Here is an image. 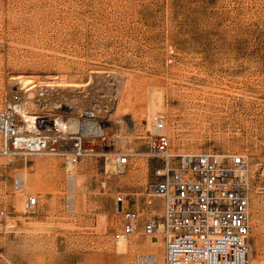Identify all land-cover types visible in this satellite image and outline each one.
I'll return each instance as SVG.
<instances>
[{
  "label": "rangeland",
  "instance_id": "1",
  "mask_svg": "<svg viewBox=\"0 0 264 264\" xmlns=\"http://www.w3.org/2000/svg\"><path fill=\"white\" fill-rule=\"evenodd\" d=\"M88 69L121 76L105 77L100 94L112 101L101 117L112 138L67 167L60 156L24 159L0 149V264H134L144 253L162 264L160 240H114L115 195L145 213L133 193L158 180L160 163L144 156L154 133L146 113L152 88L163 97L172 154L248 159L249 263L264 264V0H0V109L12 72L86 79ZM118 79L130 95L112 112ZM111 151L131 155L126 173L104 174ZM26 195L36 197L34 213L23 212Z\"/></svg>",
  "mask_w": 264,
  "mask_h": 264
},
{
  "label": "built area",
  "instance_id": "2",
  "mask_svg": "<svg viewBox=\"0 0 264 264\" xmlns=\"http://www.w3.org/2000/svg\"><path fill=\"white\" fill-rule=\"evenodd\" d=\"M11 88L0 109V149L6 155L24 159L55 155L65 165L76 164L82 157L95 155V143L107 144L112 138L106 120L93 111L96 102L84 101L74 93L66 98V92L56 88L39 89L30 98V87L23 88L20 81H12ZM153 124L156 132L147 138L144 156L160 163L155 170L158 180L133 193L141 198L145 213L126 195H115L120 232L114 239L121 235L128 240L140 234L160 240L163 264H250L246 156L217 152L174 155L162 118L154 116ZM103 156L105 175L126 173L130 154L111 151ZM13 188L18 190L16 184ZM36 207V197L26 195L23 212L34 213ZM5 226L6 216L0 212V230ZM134 264L157 263L153 255L144 253L136 256Z\"/></svg>",
  "mask_w": 264,
  "mask_h": 264
},
{
  "label": "bare ground",
  "instance_id": "3",
  "mask_svg": "<svg viewBox=\"0 0 264 264\" xmlns=\"http://www.w3.org/2000/svg\"><path fill=\"white\" fill-rule=\"evenodd\" d=\"M77 74L75 75L74 74L73 75H69V74L55 75V74L50 73V74L40 75L34 72H28V73L12 72L8 76L11 81H20L23 84V88L30 87L27 90V93L29 94L30 98H32V96L35 93H38L39 89L56 88L58 90L59 89L64 90L66 92L65 93L66 98H68L69 95H73L74 93L75 94L74 96H76L77 94V96H79L80 99L84 101L88 100V101L96 102L95 107L93 108V111L95 112V114L97 115L99 119H102L101 117H103L106 113L111 112L109 111V109H107L108 106H105L104 104H107V103L109 104V101L112 102L111 100H107L106 95H100L101 91L105 89V85L107 86V84L105 83V80H106L105 77L112 76L113 79L116 77L118 78L120 77L121 79L120 74L112 72V71L90 70L88 73L89 75L87 77H84L86 79H83V77L81 76L82 74L81 75H77ZM119 82L122 84L118 88V90L116 88V92H117L116 98L114 96H109V97H112L111 99L114 98V101H115V105H114L115 107L112 108V112L117 111L123 105L124 101H126L127 96L130 95L129 83L125 79H122L121 81L119 80ZM150 90H151L150 93L148 92L149 97L147 98L148 101L146 105L147 129L153 130L154 133L156 132L154 124L152 127V123H153L154 116H159L162 118V121L164 124V133H166L165 132L166 119H165L164 114L162 113V106H163L162 105V99H163L162 94L160 90H157L154 88ZM95 94H98V96H95ZM103 99L106 101L104 102ZM109 106L111 105L109 104ZM123 143L124 142L122 141L121 145ZM184 154H187V153H184ZM72 165L74 164H66L65 166L67 167V166H72ZM248 171H249V168H248ZM115 210L119 214V209H116L115 207ZM141 231H139V233ZM137 236H140V234H138ZM117 238L125 239L121 235H118ZM144 238L151 240L152 244L155 243V241L152 240L149 236H146ZM163 261H164V255L162 257V264H163Z\"/></svg>",
  "mask_w": 264,
  "mask_h": 264
}]
</instances>
